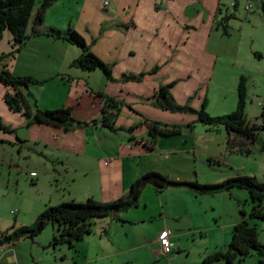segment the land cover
Returning a JSON list of instances; mask_svg holds the SVG:
<instances>
[{"label":"rangeland","instance_id":"rangeland-1","mask_svg":"<svg viewBox=\"0 0 264 264\" xmlns=\"http://www.w3.org/2000/svg\"><path fill=\"white\" fill-rule=\"evenodd\" d=\"M41 1L36 0L33 13L39 8ZM100 1L57 0L44 13L43 24L36 31L40 37L30 40L28 46L19 52L20 55L7 63V71L13 77H30L48 82L43 86L30 85L20 89L30 119L23 116L26 120L23 128L8 125L13 133L0 132V135L5 134V137H0V232L12 227L17 229L30 226L47 207L85 204L87 200L104 205L109 199L104 196V174L109 169L104 166V162H111L110 168H120L126 176L136 175L137 179L141 177L139 170L164 174L166 179L173 182L178 179L201 186L219 185L236 177L264 182V154L259 150V143L264 139L263 133H258L256 143L232 144L222 133L209 135L201 124H191L185 131H181L180 137L174 138L172 146L176 152L166 157L167 160L155 157L140 160L138 149L141 146L134 141L140 137L138 133L146 136L147 132L134 131L132 124L135 118L127 105L115 102L112 108L107 107L101 98L104 95L95 93L107 91L105 85L109 81L99 71L85 73L72 68L71 63L76 59L78 49L46 36L54 29L50 27L53 24L57 27L54 30L74 31L84 40L89 51L91 48L93 51L99 49V45H91L90 38L93 35L89 34L99 28L100 20L104 17L105 12L100 7ZM236 1L238 6L235 5ZM236 1L229 0L227 5L230 6V18L227 21L228 37L223 40L226 45L225 60L217 66V69L220 67V72L217 73L216 69L212 78L204 82L203 88L208 93L205 110L211 118L232 113L236 106L235 91L238 80L243 77L247 91L246 121L250 126H260L264 125V120L260 118L264 106V0H252L248 12L245 11L247 0ZM8 51V43L4 38L0 42V54ZM46 109H69L78 125L70 128L68 134L59 137L47 131L40 132L41 129L36 127H29L37 110ZM94 114H97L96 118L99 120L85 123ZM0 119L5 126L3 116ZM104 119L110 121V128L103 127ZM98 122L100 130L103 131L98 134L101 143L109 151L114 145L120 158L118 163L106 158L100 162L89 159L87 154L96 153L95 147L86 148L83 153L75 147L76 136L90 134L94 130L93 124ZM131 128L133 129L130 132ZM208 155L216 162L210 167ZM173 162H180L178 168L181 169L180 172H185L172 175L166 170V164ZM152 195L151 190H144L139 202L140 209L123 216L129 221L137 222L150 214H156L157 208L161 206L157 203L159 198ZM232 196L237 198L239 210L248 214L251 209L248 193L236 190ZM198 199L199 205L196 208L206 212V215L201 221L194 220L192 225L183 222L180 228L176 227L179 230L175 231V235L180 240L179 247H176L178 254L174 251L170 256H159V247L154 242V237L161 225L157 221H146L133 223L130 228L121 229L118 224L116 231L110 229L113 248L108 249L106 246H101L102 249L95 245L90 246L88 242L76 244L72 249L67 244L52 248L50 244L53 238H57V234L53 226L49 225L33 241L20 240L13 246L2 248L0 260L4 258L6 264H15L14 257L18 264H34L32 257L36 264H203L207 256L223 252L226 246L222 241L223 236L221 241L217 240L218 234L211 231L214 226L222 225L218 218L222 211L221 204L224 202L229 207L224 220L226 225L237 215L236 207L225 195ZM144 206L149 209L144 210ZM211 207L216 210L215 213H211ZM261 208L264 212V200ZM249 222L257 228V241L264 246V221ZM103 226L104 224H95L92 232L96 236L102 234L100 228ZM198 230H202L201 235ZM226 232V243L230 240L227 245L229 246L231 234ZM124 233L128 235L127 239H123ZM115 253L120 255L111 256ZM217 264L226 263L220 261ZM233 264L264 263L257 256H252L241 263L235 261Z\"/></svg>","mask_w":264,"mask_h":264},{"label":"crops","instance_id":"crops-1","mask_svg":"<svg viewBox=\"0 0 264 264\" xmlns=\"http://www.w3.org/2000/svg\"><path fill=\"white\" fill-rule=\"evenodd\" d=\"M105 2L108 3L107 7L104 6ZM228 2L229 0H101L100 7L104 10L103 13L105 12L104 17L100 20L98 31L96 30L97 34H94L96 32L94 30L89 34L93 35L90 38L91 45L94 47L99 45L100 47L95 51L92 50V46L89 48H91V53L110 68L112 79L116 80V82H108L105 85L107 91L94 92L102 93L116 103L127 105L130 113L135 118L132 124L135 132L137 130L147 132V128L142 124L143 120L168 127L177 126L181 128V131H185L188 125L196 124L195 117L189 114L171 113L154 108L152 97L160 86L175 83L170 90V94L176 105L189 106L193 110H199L202 102H205L206 106L208 93L203 88L204 82L208 78H212L218 64L223 63L225 60L226 45L223 40L228 37V24L225 21L226 18H230L228 16L230 7L227 6ZM235 5L238 6L237 1ZM34 14L35 12L32 15V19ZM32 19L26 30L28 39L22 49L28 46L27 44L30 40L40 37L34 35L32 32ZM50 27L57 28L53 24ZM29 28L30 34H28ZM4 38L7 40L9 51L2 54H8L11 52L12 38L8 32L3 33ZM17 55H20V53ZM79 55L80 51L77 50L76 58ZM155 68H157V71L155 74H152ZM218 72H220V67L217 69ZM142 73H145V76L140 82L122 84L118 81L124 75H139ZM6 94H13V92L0 85V117L3 116L5 127L9 128L12 125H14L12 127L16 128L25 127L26 120L24 117L21 114L12 112L5 104L4 97ZM96 117L97 114L90 116L85 123L88 121H98L99 119ZM126 121L131 122L129 120ZM8 125L10 126L8 127ZM29 127L41 129L39 130L40 132H50L56 137L66 135L71 130L65 131L62 128L35 124L29 125ZM93 127L94 130L90 134L84 133L82 136H76L75 147L81 153L86 148L95 147L97 152L88 153L89 159H96L100 162L106 158L118 163L120 158L115 152L114 145H112V149L109 151L107 146L101 143L98 134L100 132L103 133V131L100 130L99 122L94 123ZM73 128L75 127L73 126ZM133 128H131L130 132ZM203 128L206 134L222 133L226 136L222 129L209 131L206 127ZM181 131L175 137L157 138L154 144L150 143L147 134L143 136V134L138 133L140 137L134 143L141 146L138 149L140 160L148 157L167 160L166 157L176 152L172 144L174 138L182 135ZM93 133H95L94 136ZM4 135L2 133L0 137H5ZM208 157V167L216 164V162L210 159L211 155H208ZM110 163L104 162V166L109 167L104 174L106 178L104 196L109 198L105 204H111V201L114 203L127 197L130 186L138 177L136 175L126 176L120 168H110ZM162 165L165 164L163 163ZM166 165V170L170 171L172 175H180L185 172L184 170L180 172L181 169L178 168V165H181L180 162L168 163ZM175 169L178 170L175 171ZM163 171L165 172V170ZM138 172L142 176L150 171L141 172L138 170ZM159 174L164 176V174ZM31 176H34V174H31ZM174 180L177 182L183 181ZM148 189L152 191V196L159 198L157 203L161 207L157 208L156 214H150L143 218L144 220L140 219L137 222L129 221L123 216L140 209V195L137 205L127 212L119 214L116 217L91 221L90 234L85 236L82 241L74 243L72 247H68L72 249L76 244L88 242L90 246L95 245L98 248L101 246H106L107 249L113 248L109 233L110 229L111 231H116L118 224L121 229H124L130 228L133 223L140 224L146 221H157L161 226L157 230V234H155L154 242L159 247L158 236L162 231H166L169 234L170 242L174 245V249L170 255L174 254V251L178 254L179 251L176 250V247H179L180 240L175 235V231L179 230L176 227L180 228L184 224L183 222H187V225H192L194 220L201 221L203 216L206 215V212L196 208L199 205L198 198L225 195L229 201L233 202V206L236 207L237 217H232L231 222L226 225L224 220H226L225 216L229 207L223 202L221 204L222 211L218 217L222 225L214 226L211 228V231L218 234V237L216 236L217 240L221 241V237L223 236L222 241L226 245L223 252L227 250L230 240L226 243V231H229L232 237L230 231L241 221L238 207L239 202L236 200L237 198H233L232 196L236 190L215 196H197L195 193L183 188L159 190L153 185L147 184L142 189L141 194L144 190ZM211 208V213H215L216 210L213 207ZM148 209L147 206H144V210L147 211ZM95 224H104L100 228L102 234L96 236L92 232ZM105 226L106 228H104ZM53 228L56 232V227L53 226ZM127 230L129 231V229ZM201 231L198 230L199 235H201ZM127 237L128 235L124 233L123 239H127ZM101 253L103 254L104 251L102 250ZM119 255L115 253L111 256L118 257ZM111 256L109 255L108 257ZM159 256L163 255L160 254ZM31 259L34 264L37 263H35L36 260L33 257ZM14 260L15 264H18L16 257H14ZM119 263L121 264L122 262ZM0 264H6L4 258H1Z\"/></svg>","mask_w":264,"mask_h":264},{"label":"trees","instance_id":"trees-1","mask_svg":"<svg viewBox=\"0 0 264 264\" xmlns=\"http://www.w3.org/2000/svg\"><path fill=\"white\" fill-rule=\"evenodd\" d=\"M57 0H42L39 8L36 10L33 19V11L36 0H0V42L4 32H8L12 38L11 52L0 55V85L9 89L13 94H6L4 102L8 108L17 114L30 119L24 107L23 97L20 89L28 86H43L48 81H37L33 78H19L11 76L7 71V63L14 60L15 56L22 50L27 41L26 30L32 19V32L38 36L36 30L42 26L44 13ZM226 18L225 21H228ZM224 31V30H223ZM226 34V32H225ZM47 37L54 40H61L80 51V55L71 63V67L85 73L94 71L101 72L104 77L113 82L111 70L103 64L97 57L90 53L84 40L74 31L68 29L66 32L51 29ZM157 68L152 71L155 74ZM145 73L139 75H124L121 81L140 82ZM175 83L166 86H160L152 97L154 108L177 114H189L195 117V122L201 124L209 131L222 129L227 140L232 144L243 141L244 145L257 142L258 133L264 134V125L250 126L246 121V80L239 78L236 93L237 103L235 110L222 117L211 118L205 110V102H202L199 110H193L189 106H178L175 104L170 90ZM100 97V95H96ZM107 107L114 106L116 103L107 96L101 97ZM24 107V108H23ZM261 119L264 120V106L262 107ZM46 125L56 128H62L69 131L75 125H78L71 115L69 109H59L53 111H38L34 114L29 125ZM142 124L147 128V136L151 144L157 138H170L180 134V127H168L159 123L143 120ZM102 125L110 128V121L104 119ZM190 125L187 126L189 128ZM0 132L6 134L13 133L5 127L0 120ZM239 144V143H238ZM150 150V148H148ZM259 150L264 154V139L259 143ZM151 184L159 190L168 188L187 189L197 196H215L221 193H230L232 190H242L248 193L251 202V209L246 214L239 211L241 221L236 225L232 232L231 243L225 252L214 253L207 256L203 264H217L224 261L226 264L243 262L252 256H257L261 263H264V246L257 241V228L252 226L249 221H264V212L261 203L264 200V182L259 183L252 178L236 177L228 179L215 186H201L195 183L173 182L166 179L158 173H146L137 179L129 188L127 197L111 204H96L92 200H87L85 204H61L56 207H47L36 218L30 226L10 228L0 233V250L4 247H10L20 240L33 241L44 229L52 225L56 227L57 238H53L50 246L55 248L61 244H67L72 247L74 243L82 241L90 234L91 221L116 217L125 213L137 205L142 189Z\"/></svg>","mask_w":264,"mask_h":264},{"label":"built area","instance_id":"built-area-1","mask_svg":"<svg viewBox=\"0 0 264 264\" xmlns=\"http://www.w3.org/2000/svg\"><path fill=\"white\" fill-rule=\"evenodd\" d=\"M252 0H247V6L245 8V11L248 12L251 8L250 2ZM108 5L107 2L104 3V6L106 7ZM170 237L168 232L162 231L158 236V243L160 247V254L163 256L170 255L174 249V245L170 242Z\"/></svg>","mask_w":264,"mask_h":264}]
</instances>
